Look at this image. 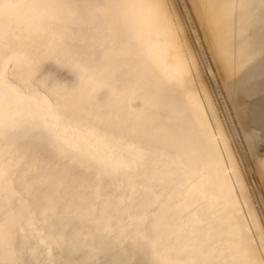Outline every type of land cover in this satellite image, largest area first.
Masks as SVG:
<instances>
[{
    "label": "bare ground",
    "instance_id": "bare-ground-1",
    "mask_svg": "<svg viewBox=\"0 0 264 264\" xmlns=\"http://www.w3.org/2000/svg\"><path fill=\"white\" fill-rule=\"evenodd\" d=\"M185 1L0 0V264H264V0Z\"/></svg>",
    "mask_w": 264,
    "mask_h": 264
},
{
    "label": "rangeland",
    "instance_id": "rangeland-1",
    "mask_svg": "<svg viewBox=\"0 0 264 264\" xmlns=\"http://www.w3.org/2000/svg\"><path fill=\"white\" fill-rule=\"evenodd\" d=\"M179 1V0H178ZM178 1L177 0H172V2H173V4H174V6L175 7H178L179 8V10H180V8L182 9V11H183V8L185 9L184 11H183V13H185V14H182V11L180 10V12H181V14H182V16H183V18L190 24H188V23H186V24H188L187 26H188V28L190 29V31L189 32H191L190 34L192 35L191 36V38H193V35H195L194 36V38H193V42H194V44H195V46H196V49L198 50V52L200 53V55H201V53H202V50H199V49H202L201 48V46L199 45V44H197V42L199 43V36H198V33H197V31L195 30V27H194V24H193V22H191L192 23V25H191V23H190V21H188V20H191L190 18H191V16L189 15V12H188V8H187V4H185L186 3V1L185 0H180L179 1V3H178ZM185 1V2H184ZM182 2V3H181ZM181 3V4H180ZM179 4V5H178ZM182 5V6H181ZM180 6V7H179ZM186 11V12H185ZM187 14V15H186ZM184 15H186L185 17H184ZM189 16V17H188ZM188 17V18H187ZM185 21V22H186ZM192 21V20H191ZM191 26V27H190ZM192 28V29H191ZM193 31H194V33H193ZM195 38H196V40H195ZM197 41V42H196ZM198 45H199V47H198ZM203 54V53H202ZM202 56V55H201ZM205 56V55H204ZM204 56H202V58H204ZM206 58V57H205ZM204 58V59H205ZM204 59H202V61H203V67H205V69H204V71L206 70L207 71V69H208V71L210 70V67H209V65H208V63L207 62H204ZM207 64V66H205ZM207 67V68H206ZM205 71V72H206ZM206 72L207 73V77H209L208 79L210 80V82H211V84L213 85L214 84V79H213V75H214V71L211 69L209 72L211 73L210 75H209V72ZM211 76V77H210ZM211 78H212V80H213V82H212V80H211ZM215 85V84H214ZM213 85V88H214V90L216 89V87ZM218 90V89H217ZM217 90H215V94H216V96H217V98H218V100H219V105H220V108H221V110H222V113H224V116L226 117V116H229V115H227L228 113L226 112L227 111V106H225L226 104H225V101L223 100V98L221 97V95H220V93H219V91H217ZM217 92V93H216ZM263 92L264 91H261L260 93H258V94H261L262 93V95H263ZM218 94V95H217ZM219 96V97H218ZM257 97V95H255V96H249V97H247V98H252L251 100H253V98H256ZM248 100V99H247ZM223 101V102H222ZM248 101H250V100H248ZM221 103H223V104H221ZM224 105V106H223ZM224 107H225V109H224ZM225 110V111H224ZM226 112V113H225ZM253 127V126H252ZM253 128H255L254 129V131L257 133L258 132V134H256V135H263V134H260L261 132H262V130H260L259 128H256V127H253ZM258 130H260V131H258ZM263 133V132H262ZM258 136H257V138H258ZM261 136H259V137H261ZM236 137V136H235ZM237 139V138H236ZM235 139V140H236ZM237 141H238V139H237ZM237 141H236V143H237ZM239 142V141H238ZM240 144V142L237 144V145H239ZM238 148H239V146H238ZM241 148V147H240ZM239 148V149H240ZM241 151H243V149L241 148L240 149ZM239 150V151H240ZM240 151V152H241ZM242 154H243V152H241ZM248 168V167H247ZM247 170H249V168L247 169ZM254 181H252V183H253ZM255 183H253L252 185H254ZM257 186V185H256ZM256 186L254 187V186H252L254 189H256ZM264 188V187H263ZM254 189H253V191H254ZM259 188L257 187V189L256 190H258ZM256 190H255V192H254V194L257 196V195H259L260 194V191H257L256 192ZM264 190V189H263ZM259 192V193H258ZM255 196V197H256ZM261 197V196H260ZM258 198V199H257ZM256 199L260 202H262L261 203V205H259V210L261 211V213H262V216H263V218H264V210H263V208H264V205H262V204H264V202H263V200L261 199V200H259L260 198L259 197H257ZM258 203V202H257ZM258 204H260V203H258ZM260 206H263V207H260ZM260 208H262V209H260Z\"/></svg>",
    "mask_w": 264,
    "mask_h": 264
},
{
    "label": "water",
    "instance_id": "water-1",
    "mask_svg": "<svg viewBox=\"0 0 264 264\" xmlns=\"http://www.w3.org/2000/svg\"><path fill=\"white\" fill-rule=\"evenodd\" d=\"M199 40H200V38H199Z\"/></svg>",
    "mask_w": 264,
    "mask_h": 264
}]
</instances>
